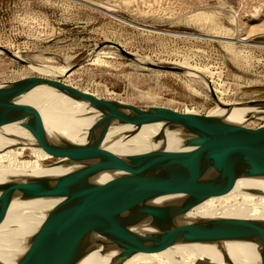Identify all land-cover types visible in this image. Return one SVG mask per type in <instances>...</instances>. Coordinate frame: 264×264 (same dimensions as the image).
Masks as SVG:
<instances>
[{
	"label": "rangeland",
	"instance_id": "374dc122",
	"mask_svg": "<svg viewBox=\"0 0 264 264\" xmlns=\"http://www.w3.org/2000/svg\"><path fill=\"white\" fill-rule=\"evenodd\" d=\"M0 46L22 56L0 52V82L28 64L74 65L61 82L135 105L207 114L217 105L207 83L227 104L264 100V0H0ZM100 46L105 62L87 60ZM185 68L205 81L184 77Z\"/></svg>",
	"mask_w": 264,
	"mask_h": 264
},
{
	"label": "bare ground",
	"instance_id": "6f19581e",
	"mask_svg": "<svg viewBox=\"0 0 264 264\" xmlns=\"http://www.w3.org/2000/svg\"><path fill=\"white\" fill-rule=\"evenodd\" d=\"M103 51L102 46L93 53L89 51L87 60L103 64V58L110 53L101 54ZM13 55L22 60L19 53ZM135 60L146 63L144 58L135 56ZM70 66H52L54 69L49 70L51 67L42 69L28 64L27 70L16 72L3 83L28 78L30 71L49 76L53 83L27 81L13 88L0 87L1 109L42 117L55 137L52 141L65 137L77 143L71 149L52 148L45 142L34 144L32 135L37 131L25 129L21 125L25 120L0 127V195L38 181L53 197L15 199L0 210V264H14L29 242L72 224L49 216L47 211L55 203L69 212L79 208L75 183L67 175L73 168L49 167L47 163L72 161L89 181H94L162 139L167 148L179 142L171 130L174 124L142 121L126 124L124 114L104 106L95 115L86 117V105L79 102L80 98L57 87L59 77ZM194 71L185 68L180 73L188 79H205ZM214 100L217 105L209 115L244 126L253 119L264 121V109L258 111L262 100L227 104L217 95ZM256 112L259 113L251 118ZM94 119L93 132L85 137ZM42 130L43 127L38 132ZM111 214L114 215L105 216ZM223 256L231 264H264V178H241L232 189L208 190L193 196L181 216L167 224L162 240L148 248L129 251L116 264H212ZM106 261L93 253L80 264H106Z\"/></svg>",
	"mask_w": 264,
	"mask_h": 264
},
{
	"label": "water",
	"instance_id": "95a60500",
	"mask_svg": "<svg viewBox=\"0 0 264 264\" xmlns=\"http://www.w3.org/2000/svg\"><path fill=\"white\" fill-rule=\"evenodd\" d=\"M104 45L135 59L117 42L107 40ZM0 51L17 59L5 47L0 46ZM148 65L158 70L178 71L175 66ZM27 81L53 83L51 78L28 76L9 84L0 82V87L13 88ZM207 86L215 98L212 86L209 83ZM57 87L80 98L79 102L86 105V117L95 115L104 106L124 114L126 124L134 121L174 124L171 130L179 142L167 148L162 139L156 146L134 154L110 170L106 177L94 181H89L72 161L47 163L49 167L73 168L67 175L75 183L79 208L69 212L56 203L51 206L47 214L70 221L71 226L29 242L14 264H80L93 253L106 258V264H116L129 251L148 248L162 240L167 224L181 216L193 196L208 190L232 189L241 178H264V123L252 128L215 115L117 102L64 82ZM262 109L264 100L258 111ZM14 121H24L21 125L25 129L37 131L32 135L34 144L45 142L56 149H71L77 144L76 140L65 137L52 141L55 137L47 130L42 117L0 108V127ZM94 123L95 119L87 127L85 137L92 134ZM41 127L43 130L38 132ZM38 197L53 199L38 181L20 185L0 195V210L15 199ZM108 213L115 217L112 214L106 217ZM212 264L231 263H226L223 256Z\"/></svg>",
	"mask_w": 264,
	"mask_h": 264
}]
</instances>
